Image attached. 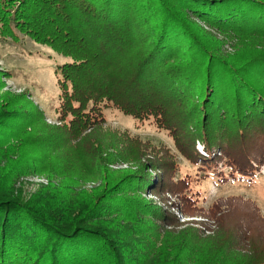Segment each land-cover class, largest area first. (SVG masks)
<instances>
[{
  "label": "trees",
  "instance_id": "obj_1",
  "mask_svg": "<svg viewBox=\"0 0 264 264\" xmlns=\"http://www.w3.org/2000/svg\"><path fill=\"white\" fill-rule=\"evenodd\" d=\"M139 1L147 3L145 13L156 16L151 39L143 43L134 33L125 34L138 0H0V39L17 41L21 33L70 58L54 69L60 125L45 121L28 92L16 96L19 102L27 99L29 108L0 111V264H264V248L256 245L260 237L264 241V218L252 201L250 210L240 203L229 211L230 217L249 219L237 230L221 226L217 235L205 237L190 227L174 230L183 224L171 209L194 216L203 207L190 192L191 176H176L178 160L171 154L150 166L160 172L151 187L156 195L177 198L164 202L165 208L124 197L122 189L130 183L143 184L142 168L130 172L129 183L116 185L111 195L120 197L109 208L110 196L101 205L91 200L74 206L49 185L26 202L13 193L15 181L28 174L58 177L55 151L81 155L86 146L89 159L82 155L71 163L82 180L85 174L95 179L104 163L117 162L95 158L99 150L90 136L105 123L103 109L110 106L138 121L151 118L168 131L185 159L220 180L227 178L219 164L229 167L230 179L251 177L264 165V0ZM199 21L220 36L259 45L246 55H225L220 39ZM15 119L18 124L11 125ZM124 140L117 143L130 147L129 156L135 157L140 142L128 135ZM196 141L211 157L197 151ZM219 200L209 218L218 212ZM86 215L93 220L119 215L134 226L137 215L153 216L155 226L139 248H131L124 241L134 235L118 241L106 227L82 224ZM215 222L225 224V219Z\"/></svg>",
  "mask_w": 264,
  "mask_h": 264
},
{
  "label": "rangeland",
  "instance_id": "obj_2",
  "mask_svg": "<svg viewBox=\"0 0 264 264\" xmlns=\"http://www.w3.org/2000/svg\"><path fill=\"white\" fill-rule=\"evenodd\" d=\"M169 2L171 3L172 0ZM138 3L139 4L130 14L131 23L128 24V29L125 34L134 33L139 36L137 37V41L143 43V40H147L148 42L151 39L150 33L154 27L156 16L144 12L147 3H141L139 0ZM151 20L153 23L150 22ZM199 26L209 31L207 33L212 34V38L220 39L219 44H221L222 53L225 55H246L259 45L257 40L252 41L249 43L250 45H248L247 40L249 38H245L243 39L244 41L240 42L237 39H233L231 35L228 34L226 36H220L217 34L218 32L212 31L200 21ZM17 36L19 37L17 41L0 39V111L2 112V107L6 106L7 109L3 111V114H9L10 108L21 112L25 107L29 108V103L26 100L30 99L44 111L45 121L48 124H55V126L60 125L61 122L58 121L57 113L60 102V89L54 69L57 64L69 61L70 58L56 52L45 44L34 41L29 36L22 35L21 33H17ZM84 73L87 74V71H84ZM21 92H28V97L26 100L24 99L19 102V98L16 95ZM103 113L105 123L102 127L95 129L90 134L93 139L92 143L96 144V141V149L99 150V154L95 156V158H103L105 161L115 159L117 162L104 163L106 169L98 172L95 179H90L87 177L89 174L86 175L84 173L86 179L82 180L81 178H77L78 173L75 172V167L73 169L71 168V163L76 159L83 160V158H81L82 155L85 157V160L89 159V153L86 154L88 151L86 146L84 145L83 148L80 149L81 155L68 151L67 153L66 151L65 153L55 151L52 153V161L57 164L56 167L61 168V175L57 174L58 171L61 170L55 173L58 177L54 176L52 179H50L47 174H28L15 181L13 193L18 194L19 198L23 202H26L33 200L38 196L37 194L41 192L44 186L49 185L51 189L59 190V198L62 200L71 199L74 206L80 205L85 207L91 200L93 201V205H101L103 204L102 202H104V198L110 196L111 198L106 203V207L109 208L110 205L116 202L120 197V193L111 195L116 185L125 180L129 183L132 179L130 172L133 170L147 168L145 172H143L142 169L139 170L143 176V180L141 181L143 184L134 185L136 183H130L124 188L125 190L122 189L124 197L140 198L141 200L144 198V201L146 200V202L150 205L152 204V206H156L159 209L165 208L164 202L175 203L177 202V198L172 196L166 201L163 200V197L156 195V192L153 191L151 187L154 183L158 182L160 172L150 169V166L156 165L159 159H165L167 158V154H171L173 158L178 160V172L176 176H191L192 186L190 192L194 198H196L197 204L203 207L200 214H194V216H189L176 209H171L175 217H177L178 222L183 224L174 227V230L178 231L183 227H190L195 230H200L203 237L217 235L220 230L218 227L221 226L223 228L233 227L237 230L235 227L239 229L240 224H249V219H243L240 215L236 218L228 216L229 211L233 207L240 208V203L244 205V207L252 209L254 208L252 202H254L259 209L260 216L264 218V165L251 177L237 175L234 179H230L228 176L229 167L219 164L218 171L224 172L227 178L223 181L211 171L205 173L201 172L198 164H192L185 159L174 145L173 139L168 131L158 128L151 118L149 120L138 121L131 116L124 115L121 111L112 106L104 108ZM3 123H10V120ZM12 123L11 125L18 124L16 119L12 120ZM126 135L138 139V142L141 144L139 152L136 153L135 151L133 153L136 154L135 157L129 156L132 152L130 151V147L126 148L124 144L117 143L120 139L124 140ZM109 143H111V145L107 146ZM198 143L201 144L196 141L195 147L199 152L200 145ZM40 145L43 149L47 147L44 142L40 143ZM122 151H124V153ZM216 154L219 153L216 152ZM209 157H211V155ZM51 192L53 193V191ZM218 199H220L217 202L218 212L213 218H209L207 214L210 213L211 205ZM78 212L80 211L74 209L73 216H77ZM143 216L137 215L139 219L138 225L136 226L125 222L119 215L111 216V218L105 217V219L102 220L88 219L89 215H86L81 222L89 227H106L118 241L132 234L134 235L132 239H127V241L124 242L131 246V248H139L145 232H150L149 230H151V227L155 226L151 219L153 216H151V218L149 217V219ZM216 217L224 218L225 224H217V222H215ZM251 224L262 226L256 221H252ZM133 227L134 229H132ZM260 229L262 228L260 227ZM126 231H131V233L125 235L124 232ZM241 231H243V229ZM137 233H141V235H137ZM186 236V238H188L190 234ZM156 243L158 244V242ZM256 245L259 246L258 248L260 249L264 248V241L261 237Z\"/></svg>",
  "mask_w": 264,
  "mask_h": 264
},
{
  "label": "built area",
  "instance_id": "obj_3",
  "mask_svg": "<svg viewBox=\"0 0 264 264\" xmlns=\"http://www.w3.org/2000/svg\"><path fill=\"white\" fill-rule=\"evenodd\" d=\"M199 144V143H198ZM200 146V148H199V152L202 154V155H204V156H206V157H208L209 156V154L207 153V152H205V150L203 149V146L201 145V144H199ZM198 147V146H197Z\"/></svg>",
  "mask_w": 264,
  "mask_h": 264
}]
</instances>
